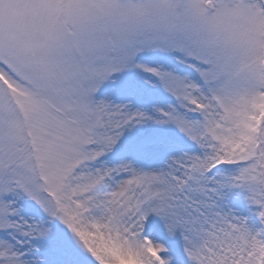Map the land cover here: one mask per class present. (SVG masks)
<instances>
[{
	"label": "rangeland",
	"instance_id": "obj_1",
	"mask_svg": "<svg viewBox=\"0 0 264 264\" xmlns=\"http://www.w3.org/2000/svg\"><path fill=\"white\" fill-rule=\"evenodd\" d=\"M173 262L264 264V0H0V264Z\"/></svg>",
	"mask_w": 264,
	"mask_h": 264
},
{
	"label": "bare ground",
	"instance_id": "obj_2",
	"mask_svg": "<svg viewBox=\"0 0 264 264\" xmlns=\"http://www.w3.org/2000/svg\"><path fill=\"white\" fill-rule=\"evenodd\" d=\"M163 170V168L158 167L155 170L156 173H152L150 175V179H152L153 181L150 192L152 203L149 204V211L146 213L149 214V218L151 219V222L153 224L155 223L158 226L164 227L165 229L170 228L171 232H174L180 236L183 242L182 246L185 245L192 255H198L199 252L203 250V248H201V243L204 231L199 226V224L194 223L190 226L189 223L186 222V224L189 225V228L192 229L191 238L186 239L181 235V229L183 226L181 225V222L184 219L182 216H180L176 208H167V205L170 202L169 196L173 185L170 182L166 181ZM150 209L152 211H150ZM152 212L154 215L152 214ZM153 236L154 235L152 234L151 239L153 238ZM141 243V238H135V240H133L131 243L133 246L123 248V254L125 255L122 254L123 256L121 257H129L134 255L137 250H145L146 248Z\"/></svg>",
	"mask_w": 264,
	"mask_h": 264
}]
</instances>
